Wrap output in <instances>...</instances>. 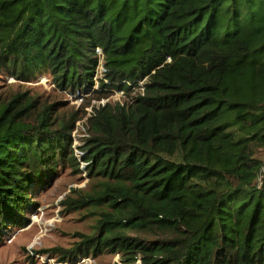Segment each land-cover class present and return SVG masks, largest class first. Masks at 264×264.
Listing matches in <instances>:
<instances>
[{
    "label": "trees",
    "instance_id": "1",
    "mask_svg": "<svg viewBox=\"0 0 264 264\" xmlns=\"http://www.w3.org/2000/svg\"><path fill=\"white\" fill-rule=\"evenodd\" d=\"M100 63L127 99L94 109L79 147L94 187L68 201L94 209L99 244L133 263L264 264V0H0V71L76 91ZM55 107L0 94V232L37 183L80 171L79 119Z\"/></svg>",
    "mask_w": 264,
    "mask_h": 264
},
{
    "label": "rangeland",
    "instance_id": "2",
    "mask_svg": "<svg viewBox=\"0 0 264 264\" xmlns=\"http://www.w3.org/2000/svg\"><path fill=\"white\" fill-rule=\"evenodd\" d=\"M103 75L100 63L92 88L73 91L58 87L47 72L32 81H22L0 71V94L27 92L41 103L56 102L61 116L79 119L72 131V147L80 164L79 172L60 166L48 183L35 185L31 204L17 219L19 224L9 223L0 232V264H143L140 257L133 263L124 260L122 253L111 252L99 244L103 234L94 209L68 204L70 198L87 196L94 187L95 181L90 178L88 163L79 148L86 143L88 120L95 115L94 109L127 99L119 89L102 88L99 79H104Z\"/></svg>",
    "mask_w": 264,
    "mask_h": 264
},
{
    "label": "built area",
    "instance_id": "3",
    "mask_svg": "<svg viewBox=\"0 0 264 264\" xmlns=\"http://www.w3.org/2000/svg\"><path fill=\"white\" fill-rule=\"evenodd\" d=\"M263 178H264V165H263L262 170H261L259 181L261 182Z\"/></svg>",
    "mask_w": 264,
    "mask_h": 264
}]
</instances>
